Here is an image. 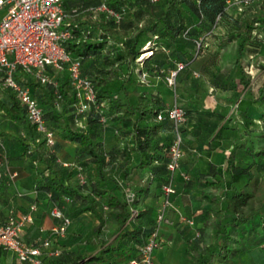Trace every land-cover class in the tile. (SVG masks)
<instances>
[{"label":"trees","instance_id":"obj_1","mask_svg":"<svg viewBox=\"0 0 264 264\" xmlns=\"http://www.w3.org/2000/svg\"><path fill=\"white\" fill-rule=\"evenodd\" d=\"M61 3L64 16L60 28L69 31L62 44L71 58L79 60L80 75L89 79L94 97L86 101L84 109L78 108L83 97L73 88L66 64L61 69L46 66L49 80L45 83L19 69L16 77L29 86L41 105L44 123L52 130L54 140L46 144L25 107L11 89L0 84V168L8 180V172L18 174L10 166L8 150L9 142H17L20 155L27 158L32 169L36 168V193L48 198L70 221L72 213L67 209L72 206L93 212L98 223L92 232L99 235L100 245L86 257L80 249L61 247L68 226L62 236L50 234L48 228L38 238L50 239L38 255V264H131V259L139 264L140 247L155 229L163 186L168 183L174 188L172 205L193 220L192 225L178 216L176 221L186 229V262L238 264V259L253 247L264 246V193L255 195L264 186V79L254 94L252 75L244 69L245 59L258 52L264 39V14L255 6L259 0ZM102 3L107 9L100 7ZM226 16L229 28L223 25ZM220 27L223 41L218 45L223 48L228 41L235 42L233 65L238 77L234 83L240 85V91L232 97L234 113L220 122L225 113L181 106L175 101L183 108L179 131L187 135L180 144L179 166L185 155L198 159L199 153H212L223 141L229 144L223 172L211 161L196 168V176L190 177L185 170L183 189L194 183L201 187L194 197L196 205L188 213L174 202L176 185L167 162L175 132L157 82L168 84L167 74L181 62L183 67L177 69L174 78L178 82L208 43L207 35H215V28ZM146 45L149 53L137 58ZM218 71L217 67L209 72L212 85L225 81ZM139 72L145 74V80L139 78ZM130 88L137 89L133 96ZM196 112L206 116L212 126L201 119L193 121ZM159 113L161 118H157ZM10 125L15 127L13 132L7 129ZM107 134L113 143L105 148ZM57 138L76 142L74 158L60 156ZM168 210L177 215L172 207L166 213ZM111 222L116 226L109 229ZM207 226L212 230L211 241L204 242ZM79 241L90 242V238ZM53 248L59 252L49 253Z\"/></svg>","mask_w":264,"mask_h":264},{"label":"built area","instance_id":"obj_2","mask_svg":"<svg viewBox=\"0 0 264 264\" xmlns=\"http://www.w3.org/2000/svg\"><path fill=\"white\" fill-rule=\"evenodd\" d=\"M100 7L107 9L103 3ZM0 12V84L11 89L25 107L26 115L35 125V129L42 134L46 144L50 145L54 140L53 132L45 125L41 105L31 94L29 86L18 81L16 74L19 69L45 83L49 80L45 73L46 66L61 69L63 64H66L73 88L83 97L78 103V108L84 109L86 101L94 97L89 79L80 75L79 60L71 58L62 44V40L69 36V31L60 28L64 16L61 0H0ZM182 67L183 64L178 62L177 69ZM177 69L170 70L167 74L168 84L174 83ZM138 75L141 80L145 77L143 72H139ZM167 115L173 121L175 132L169 146L167 162V168L173 173L179 166L182 154L180 147L182 133L179 131V125L183 121V108L174 101L169 106ZM157 118H161L160 113ZM62 164L68 165L67 162ZM8 176L12 179L15 172H8ZM173 192L171 183L163 186V198L156 212V226L140 247L139 264H156L153 253L154 249L161 245V238L158 237L159 228L164 222L169 221L166 216L168 207L175 210L179 219L193 224L191 218L185 217L172 205L170 196ZM35 206L32 202L27 211L0 223V247L14 252L19 261L32 264L39 263L38 255L50 242L48 237L27 242L20 238L19 233L24 224L32 221V210ZM50 213L60 219L59 223L49 227L50 234L62 236L70 224V219L56 206L51 207ZM58 252V248L49 250L51 254ZM130 263L137 264V261L131 259Z\"/></svg>","mask_w":264,"mask_h":264},{"label":"crops","instance_id":"obj_3","mask_svg":"<svg viewBox=\"0 0 264 264\" xmlns=\"http://www.w3.org/2000/svg\"><path fill=\"white\" fill-rule=\"evenodd\" d=\"M160 83L157 82V85ZM165 86V85H161ZM162 89V88H160ZM205 105V110L209 107ZM200 108V107H199ZM221 113H225L219 109H215ZM222 109V108H221ZM213 111V110H212ZM219 112V113H220ZM234 113V112H233ZM221 118L220 122L224 121L226 116ZM225 124H227L225 122ZM14 125L8 126V131L13 132L15 130ZM187 135L182 132V138ZM59 143L58 153L61 157L66 159H72L75 156L76 142L63 140L57 138ZM113 143V139L110 135L105 136L104 146L108 148ZM205 147L204 144H200ZM229 144L227 141H223L212 153H199L198 159L192 154L185 155L182 159L181 165L173 172V182L176 185V194L174 195V202L177 207L182 211L190 212V209L195 207L194 197L199 194L201 188L196 183L192 186L183 189L184 183V172H189L190 177L196 176L197 169L206 166L208 161L214 162L217 169L223 172V162L228 151ZM20 146L15 141L9 142L8 150L10 156V166L12 169H16L18 174L12 179H6L0 168V223L5 222L11 216H17L18 214L25 212L29 209V205L36 200L35 208L32 210V221L26 222L20 230V236L23 239L32 241L36 238L43 237L46 230L53 224L59 222V218L53 217L49 214V211L53 205L48 198L44 195L36 193L34 184L36 182L37 174L36 168L32 169L28 164L26 157L20 155ZM192 151V150H191ZM190 151V152H191ZM196 153V151H194ZM189 157V161H187ZM187 161V162H186ZM201 164V167L198 166ZM192 172L194 174H192ZM3 176V177H1ZM67 208V206L65 207ZM72 213L70 224L68 225L67 236L64 239L65 244L61 245L65 250H76L80 249L86 253V257L92 255L98 248L100 243L99 235H95L92 232V228L98 223L97 217L90 210H79L72 206L68 208ZM66 210V211H67ZM197 214V213H195ZM168 222H164L159 228V236L162 244L154 249V260L157 264H190L185 261V254L183 246L185 244L184 236L185 230L182 225L176 223L178 220L177 215L168 210L166 213ZM199 216H196V218ZM111 226L109 229L114 228L116 225L113 222L109 223ZM106 228V227H105ZM105 232L103 233L106 235ZM90 238V242H80V238ZM59 246V245H58ZM60 247V246H59ZM43 249V248H42ZM44 255V254H43ZM0 264H31L27 261H19L14 252L9 249L0 247Z\"/></svg>","mask_w":264,"mask_h":264},{"label":"rangeland","instance_id":"obj_4","mask_svg":"<svg viewBox=\"0 0 264 264\" xmlns=\"http://www.w3.org/2000/svg\"><path fill=\"white\" fill-rule=\"evenodd\" d=\"M229 2L231 4L234 3L232 1ZM255 6L256 8H260L264 14V0H259V3ZM231 7L232 6L230 5L229 8ZM233 10L234 7L231 8L232 13L234 12ZM223 22L225 23L223 25L226 26V28H229L230 19L228 16H226ZM222 29L223 27H220V29L215 28V35H207L208 43L203 46L199 52V57H196V59L191 62V68L188 72H185L180 76L178 82L174 80L173 84H166L164 87L161 86V84L158 85V88H162L163 98L168 106H170L174 101H177L181 106L182 104H188L189 106L194 105L205 109L206 107L204 104H207L214 112L216 110L213 108L219 109L227 114H233L235 107L232 103V97L237 91H240V85L237 86V84H235L238 73L234 70L235 67L233 65L235 42L228 41L227 45L223 48L218 45L220 41H223L220 37L223 34ZM145 49H149L148 45L142 47L137 58H140L143 53L146 52ZM148 51L149 50H147V52ZM244 66V69L252 75L254 87L253 92L256 94L257 84L264 79V39L261 41L258 52L253 54L252 57L245 59ZM217 67L219 69L218 72L225 80L221 82L219 86L212 85L209 79V72L215 70ZM145 79V77L142 78V80ZM136 90V88H130V95L133 96L136 93ZM207 109L211 110L209 107ZM211 114L215 116V114L218 113H210V115ZM205 118L207 117L196 112V116L193 117V121L201 119L203 123H209L210 120H206ZM211 122L213 121L211 120ZM209 125L211 124L209 123ZM180 132L182 133V131ZM263 193L264 186H260V188H258L255 192V195L257 196L258 194ZM211 231V228L207 226L205 230L204 242L211 241ZM253 248L254 249L252 251H248L245 255L238 259V264H264V246L259 245L258 247Z\"/></svg>","mask_w":264,"mask_h":264},{"label":"bare ground","instance_id":"obj_5","mask_svg":"<svg viewBox=\"0 0 264 264\" xmlns=\"http://www.w3.org/2000/svg\"><path fill=\"white\" fill-rule=\"evenodd\" d=\"M145 50H146V52H145V53H143V55H145V54H148V53H149V51H150L149 49H145ZM147 50H149V51L147 52ZM143 52H144V51H143ZM150 54H151V53H150ZM143 55H142V56H143ZM146 56H147V55H146ZM140 58H141V57H140Z\"/></svg>","mask_w":264,"mask_h":264}]
</instances>
